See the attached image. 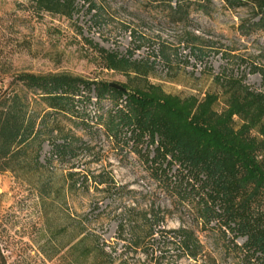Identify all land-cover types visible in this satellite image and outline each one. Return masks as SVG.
I'll return each mask as SVG.
<instances>
[{"label":"rangeland","instance_id":"374dc122","mask_svg":"<svg viewBox=\"0 0 264 264\" xmlns=\"http://www.w3.org/2000/svg\"><path fill=\"white\" fill-rule=\"evenodd\" d=\"M59 1L72 3L70 14L38 10L27 0H0V87H7L19 72H64L119 85L147 80L182 97L202 98L207 92H218L217 110L224 107L225 95L215 83L216 76L243 78L246 85L264 93V27L251 25L258 18L250 6L227 7L223 0H209L206 7L190 6L186 19L176 21L165 0ZM99 48L137 62L141 74L106 68ZM90 96L85 105L89 118L97 109L110 106L107 100L95 105L92 92ZM71 129L81 137L79 148L65 164H52L49 182L53 189L63 186L66 194L64 206L49 197L54 212L64 215L68 226L64 244L69 229L80 222L99 242L115 247V254L127 253L117 236L116 214L130 204L137 208L135 216L149 209L156 211L150 222L155 233L147 236L146 230L142 241L154 245L156 254L162 251L165 264H230L221 232L196 222L167 185L154 177L148 163L154 146L146 148V140L135 146L132 140L112 144L101 127L90 133L74 126ZM49 152L44 143L40 162ZM70 166L89 178L88 189H70L66 177ZM97 174L113 178L124 189H95L92 178ZM41 202L32 181L0 173V248L7 264H64L62 256L68 246L52 248L48 243L42 232L45 213ZM57 224L59 239L62 234ZM164 227L191 231L199 244L196 258L180 254L170 243L163 248L171 233L156 230ZM124 236L129 237L126 232ZM129 256L135 259L139 254Z\"/></svg>","mask_w":264,"mask_h":264},{"label":"trees","instance_id":"16d2710c","mask_svg":"<svg viewBox=\"0 0 264 264\" xmlns=\"http://www.w3.org/2000/svg\"><path fill=\"white\" fill-rule=\"evenodd\" d=\"M27 1L50 13L70 14L72 9L69 1ZM165 1L176 21L186 19L190 6L202 8L209 3ZM223 1L227 7L250 6L258 18L251 25L264 27V0ZM98 51L106 68L141 74L137 62L101 48ZM215 83L225 95L221 110L215 108L218 92H207L202 98L182 97L168 94L147 80L116 89L105 81L64 72H19L7 87H0V173L10 172L34 183L45 213L42 232L52 248L68 246L62 256L64 264H165L162 251L156 254L154 245L142 241L146 230L147 236L155 233L150 222L156 218V211L149 209L135 216V205H125L116 214L117 236L127 253L115 254V247L99 242L80 222L69 229V239L63 243L68 226L64 215L54 212L49 197L64 206L66 194L63 186L53 189L49 182L52 164H65L79 148L81 137L76 136L72 126L85 133L101 127L106 139L116 145L132 140L135 146L146 140V148L154 146L148 160L154 177L167 185L196 222L221 232L230 264H264V93L246 85L243 78L216 76ZM91 92L95 105L107 100L110 106L97 109L89 118L85 105L91 101ZM44 143L50 152L40 162ZM68 169L70 189H88L89 178L74 166ZM92 179L95 189L104 186L101 191L124 189L101 174ZM160 221H164V215ZM57 223L62 234L59 239ZM125 232L129 237L124 236ZM156 232L171 233L166 237L170 242L162 247L170 243L180 254L196 258L199 244L191 231L164 227ZM130 253L139 256L132 259ZM0 264H7L1 248Z\"/></svg>","mask_w":264,"mask_h":264},{"label":"water","instance_id":"95a60500","mask_svg":"<svg viewBox=\"0 0 264 264\" xmlns=\"http://www.w3.org/2000/svg\"><path fill=\"white\" fill-rule=\"evenodd\" d=\"M109 86L114 87L116 89H123L121 85L116 84V83H109Z\"/></svg>","mask_w":264,"mask_h":264}]
</instances>
